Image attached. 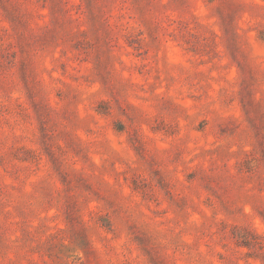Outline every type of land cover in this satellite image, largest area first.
Segmentation results:
<instances>
[{"label": "rangeland", "instance_id": "374dc122", "mask_svg": "<svg viewBox=\"0 0 264 264\" xmlns=\"http://www.w3.org/2000/svg\"><path fill=\"white\" fill-rule=\"evenodd\" d=\"M0 264H264V0H0Z\"/></svg>", "mask_w": 264, "mask_h": 264}]
</instances>
